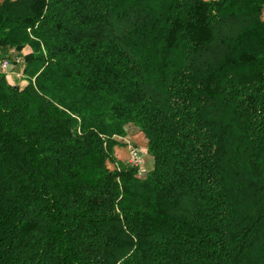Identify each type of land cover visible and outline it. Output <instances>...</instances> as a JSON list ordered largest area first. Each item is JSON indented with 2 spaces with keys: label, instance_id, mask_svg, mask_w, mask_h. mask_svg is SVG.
<instances>
[{
  "label": "trees",
  "instance_id": "obj_1",
  "mask_svg": "<svg viewBox=\"0 0 264 264\" xmlns=\"http://www.w3.org/2000/svg\"><path fill=\"white\" fill-rule=\"evenodd\" d=\"M5 60L0 264H264V0H0Z\"/></svg>",
  "mask_w": 264,
  "mask_h": 264
},
{
  "label": "rangeland",
  "instance_id": "obj_2",
  "mask_svg": "<svg viewBox=\"0 0 264 264\" xmlns=\"http://www.w3.org/2000/svg\"><path fill=\"white\" fill-rule=\"evenodd\" d=\"M23 56H24V54L22 52L20 55H17L15 57V59H17L18 62L15 64L14 68H12L11 70H9L7 72V76L9 77L10 81L17 82L20 85H24L26 83V79L24 78V74H23V65H24ZM1 63L2 62H0L2 69H6V68L9 69L12 66L9 63L7 67H2ZM125 136L126 135H124L123 138ZM132 146L133 145H131V150L129 153V159H130V154L132 151H138V154H139V152H140V154H139L138 160L137 161L134 160V163L139 164L142 171L149 169L153 165V154H152V152L149 151L148 148L144 145H138V148L140 151L137 149L136 144H134V147H132Z\"/></svg>",
  "mask_w": 264,
  "mask_h": 264
},
{
  "label": "crops",
  "instance_id": "obj_3",
  "mask_svg": "<svg viewBox=\"0 0 264 264\" xmlns=\"http://www.w3.org/2000/svg\"><path fill=\"white\" fill-rule=\"evenodd\" d=\"M125 135L126 136L123 138V144L116 148V154L121 159L129 158L131 145H133L132 147H134V144H136L138 150H139L138 145L146 146L145 137L138 131H135V129L132 126L127 127V132Z\"/></svg>",
  "mask_w": 264,
  "mask_h": 264
},
{
  "label": "built area",
  "instance_id": "obj_4",
  "mask_svg": "<svg viewBox=\"0 0 264 264\" xmlns=\"http://www.w3.org/2000/svg\"><path fill=\"white\" fill-rule=\"evenodd\" d=\"M1 64H2V67H7L9 63L5 60ZM0 67H1V65H0ZM138 157H139L138 151H132L131 152V161L132 162H134V160L137 161Z\"/></svg>",
  "mask_w": 264,
  "mask_h": 264
}]
</instances>
